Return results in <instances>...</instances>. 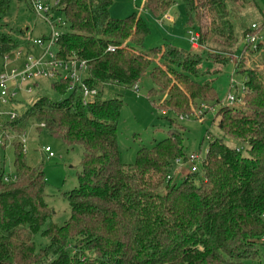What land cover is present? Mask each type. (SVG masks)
Masks as SVG:
<instances>
[{
    "label": "trees",
    "instance_id": "16d2710c",
    "mask_svg": "<svg viewBox=\"0 0 264 264\" xmlns=\"http://www.w3.org/2000/svg\"><path fill=\"white\" fill-rule=\"evenodd\" d=\"M179 1L186 6L189 25L200 35L201 49L165 42L149 53L144 43L150 28L137 13L112 16L113 0H59L55 10L68 26L60 37L58 54L86 61L84 83L96 88L98 95L84 104L81 87L76 86L60 101L42 96L5 127L25 129L27 121L34 119L67 146L81 145L79 185L68 194L71 214L66 223L50 221L53 211L46 202V173L29 165L23 142L14 141L15 175L4 177L0 169V264H244L260 258L264 43L256 49L261 63L239 70L246 77L244 104H228L219 111L218 127L247 146L246 155L216 137L202 169L177 174L175 161L185 162L188 156L183 127L170 118L166 138L140 148L133 163L120 159L117 130L122 100L105 98L102 87L133 88L149 73L150 95L166 96L157 105L163 112L190 116L195 105L218 103L211 81H201L202 51L210 50L211 57L216 53L231 57L238 45L236 10L253 0H145L144 7L163 17ZM9 8L10 0H0V21ZM252 25L242 36L260 34ZM258 29L264 31V22ZM19 46L0 33L1 57ZM71 84L61 77L52 88L66 93ZM39 233L47 240L41 248L35 242Z\"/></svg>",
    "mask_w": 264,
    "mask_h": 264
},
{
    "label": "rangeland",
    "instance_id": "374dc122",
    "mask_svg": "<svg viewBox=\"0 0 264 264\" xmlns=\"http://www.w3.org/2000/svg\"><path fill=\"white\" fill-rule=\"evenodd\" d=\"M43 1L52 3L54 0ZM144 1L113 0L111 14L116 18H126L137 13L145 19L150 28V34L146 38L144 49L149 53L165 42L178 48H192L191 33L183 25L186 18H184L185 13L183 14L182 6L178 8L176 5L167 11L168 16H176L179 19L181 15L184 19L177 23V27H173L167 22V19L156 17L147 11ZM178 3L181 4L180 1ZM236 14L235 35L238 45L234 54L230 57V54L219 55L216 53L214 57H211L210 50L204 48L205 50L202 51L203 62L200 67L204 75L201 81H211L219 98L218 103L207 102L199 106L195 105L193 114L190 116H177L172 111L163 112L157 108V105L166 96L164 94L154 97L150 95L153 81L149 73L145 74L133 88L115 84H107L102 87L105 98H120L122 100L117 135L121 151L120 159L123 163L135 162L137 151L140 148L153 146L166 138L170 118L176 119L182 125L185 153L188 157L199 155V159L196 160L199 169L203 168V161L210 142L216 137H223L228 145L241 149L244 155L248 153L247 146L222 133L218 127L219 111L223 106L230 104L227 98L231 95L235 98L238 97L234 105L244 104L246 77L240 72V69L254 68L257 63H261V53L256 49L259 44L264 43V31L258 29L264 22V0H253L245 8L237 9ZM61 17L62 15L55 14L53 20L57 21ZM252 23L258 25L257 31L261 38L250 43L242 34L246 28H251ZM0 33L11 36L20 44L14 52L8 54L7 60L0 56V69H3L4 63L7 62L6 70L8 72L14 69L24 71L27 57L32 56L36 60L45 52V48L34 45L33 42L41 39L43 35H49L50 26L45 22V16L37 14L27 0H10L9 11L0 21ZM19 50L22 52L20 56H17ZM52 52H57L56 46L52 48ZM159 53L160 51L156 54L158 62H160ZM228 57L232 60L222 63V60ZM45 59L49 61L50 58L46 56ZM39 68L43 69L44 66L34 69L33 72ZM58 71H61L62 75L67 73L61 68ZM81 75L83 78L86 77V73ZM54 81L57 79L42 76L36 79L27 77L13 104L6 106V112L15 111L22 115L42 96H49L55 101H60L72 92V89L66 93L55 91L52 88ZM17 83L23 82L19 78ZM27 86L32 87L33 92L28 93ZM9 120L6 114H3L0 119V169L3 176L13 177L15 175V151L12 143L21 140L24 144L28 164L33 167H41L46 173V202L53 211L50 221L59 225L65 224L71 214L68 194L79 185L78 174L82 168L83 147L81 145L72 148L67 146L59 137L52 135L42 123L34 119L27 121L25 129L5 127ZM47 146L51 147L55 154L54 157H49L48 153L44 152L43 149ZM191 166V161L174 163V171L177 174L179 172L183 174V172L189 171ZM35 242L37 248L47 244V240L41 233L35 236ZM260 252L259 259H247L244 264H264V237L261 240Z\"/></svg>",
    "mask_w": 264,
    "mask_h": 264
},
{
    "label": "built area",
    "instance_id": "2783aa9c",
    "mask_svg": "<svg viewBox=\"0 0 264 264\" xmlns=\"http://www.w3.org/2000/svg\"><path fill=\"white\" fill-rule=\"evenodd\" d=\"M32 9L37 14H42L45 16V22L50 26V34L43 35L41 39L35 40L33 42L34 45L39 47L45 48V52L42 54L41 57L34 60L32 56L27 57L25 62V70L18 71L17 69L8 72L6 70L8 63L5 62L3 65V69H0V119L3 114H6L10 120H16L20 115L15 112H6V106L13 104V101L19 95V91L21 90L22 86L26 82L27 77H33L34 79L38 77H45V78H66L72 81L70 89L75 88L76 86L81 87V93L83 97L84 104L90 103L93 101L97 95L98 90L96 88H90L84 83V79L81 74L87 73V63L84 60H79L75 57H70L67 59H63L59 56V40L64 31L68 26V22L65 17L60 13L57 12L55 9L59 4V0H54L52 3H45L43 0H29ZM55 14L62 15L57 21L53 20V16ZM163 19H169V16L166 14L163 16ZM253 29H257V25H252ZM257 35H248L247 39L248 42H255L256 39L261 38V36ZM200 35L198 32H191L190 43L192 48L198 50L201 48L199 43ZM56 46L57 52H52V48ZM108 50H113L110 47ZM22 50L17 51V56H20ZM49 56V61L45 58ZM8 55L4 57L7 60ZM44 66L43 69H38L36 72H33L34 69ZM48 67V68H46ZM61 68L67 73L62 75L61 71L58 69ZM21 79L23 83L18 84L17 80ZM26 91L28 93L33 92L32 87L27 86ZM230 104H234L238 97L235 98L232 95L227 98ZM44 126V125H43ZM45 153H48L49 157H54L55 154L53 153L51 147L47 146L44 149ZM199 159V155H191L188 157L187 161L192 162V166L189 171L196 172L199 170L198 166L196 165V160ZM184 161L183 159L179 158L175 161V163H180ZM181 171V169H179ZM178 171V172H179ZM170 178V177H169Z\"/></svg>",
    "mask_w": 264,
    "mask_h": 264
},
{
    "label": "crops",
    "instance_id": "0c3cea01",
    "mask_svg": "<svg viewBox=\"0 0 264 264\" xmlns=\"http://www.w3.org/2000/svg\"><path fill=\"white\" fill-rule=\"evenodd\" d=\"M180 3L181 4H179V3H176L175 5H173L169 10H171L172 8H174L176 5H178L177 7L178 8H180L179 6H182L184 9H183V14L185 13V17L184 18H186L185 19V23L183 24L184 25V27H185V29L187 28V30H188V32H197V31H195L194 30V28L193 27H191L190 25H189V23H188V19H187V11H186V6L180 1ZM168 10V11H169ZM166 14H167V12H166ZM182 19H183V17L180 15V17H179V19H177V17L176 16H169V19H167V22H169L170 24H172L173 25V27H177V23L178 22H181L182 21ZM166 20V19H165ZM184 20V19H183ZM190 30V31H189ZM180 39V38H179ZM191 47V46H190ZM191 48H189V49H187V50H190Z\"/></svg>",
    "mask_w": 264,
    "mask_h": 264
}]
</instances>
